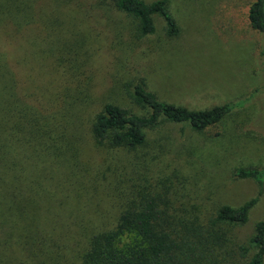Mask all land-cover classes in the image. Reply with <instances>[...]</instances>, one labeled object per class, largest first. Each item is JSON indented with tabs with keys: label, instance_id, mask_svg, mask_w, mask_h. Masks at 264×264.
Wrapping results in <instances>:
<instances>
[{
	"label": "rangeland",
	"instance_id": "rangeland-1",
	"mask_svg": "<svg viewBox=\"0 0 264 264\" xmlns=\"http://www.w3.org/2000/svg\"><path fill=\"white\" fill-rule=\"evenodd\" d=\"M9 1L0 7V136L6 143L9 105L34 113L10 134L18 139L12 157L33 167L37 204L16 225L0 212V264H81L85 233L116 232L118 249L140 248L124 218L142 194L161 196L179 232L211 230L221 207L257 197L253 179L234 175L264 169V34L248 22L255 0H170L180 28L173 40L159 16L155 33L139 37L136 20L114 0H38L28 22L24 11L11 21ZM140 82L160 101L190 110L238 104L203 133L162 120L135 149L97 141L92 124L105 105L145 114L130 99ZM259 221L264 186L245 224L212 227L235 264L253 255L251 248L241 258L237 248L250 246Z\"/></svg>",
	"mask_w": 264,
	"mask_h": 264
},
{
	"label": "trees",
	"instance_id": "trees-1",
	"mask_svg": "<svg viewBox=\"0 0 264 264\" xmlns=\"http://www.w3.org/2000/svg\"><path fill=\"white\" fill-rule=\"evenodd\" d=\"M36 1L38 0H10L15 9L14 13L9 14L11 21H15L18 14L24 11L23 17L28 22L31 16L26 13L27 9ZM4 3L5 0H0L1 9ZM169 3L170 0H155L150 3L142 0H114L117 10L136 20L139 37L155 33L153 18L159 16L164 21L166 37L173 40L179 36L180 28L169 11ZM17 8L19 12L16 11ZM248 22L253 30L264 34V0H255L251 4ZM95 58L99 61L96 54ZM10 99L17 100L14 95H10L8 100ZM130 99L145 114L137 115L116 105H105L92 124V135L97 141L108 140L111 146L135 149L144 145L145 131L162 120L186 123L193 131L203 133L230 116L238 104L229 102L206 110H190L160 101L143 82L133 87ZM17 110V106L9 105L5 117L6 126L9 128L5 137L6 143L3 142V136H0V200L5 199L4 205L0 204V212L9 213L10 216L5 221H15L13 225L23 220L25 214L21 215V212L37 204L33 195L35 182L31 179L33 167L28 164L25 168L20 167L16 156L12 157L14 143L18 139L13 142L17 133L14 136L10 134L17 127L21 132L24 129L21 117L28 114L32 118L34 113L27 112L23 106L21 112ZM2 128L0 125V134ZM234 175L239 179H253L258 185V195L237 208L221 207L211 221V230L187 225L179 232V224H175L172 216L164 210L166 208L162 209L161 196L142 194L139 205L124 218L141 238V247L126 251L118 249L115 244L116 232L85 233L86 250L81 264H235L233 250L226 249L227 239L218 234V231H213L212 227L223 223L243 225L247 222L249 211L257 202L264 186V169H239ZM2 214L0 213V225H3ZM249 242V247L237 248L238 256L246 258L249 249L253 248V255L244 264H263L264 221L255 224L254 235Z\"/></svg>",
	"mask_w": 264,
	"mask_h": 264
}]
</instances>
